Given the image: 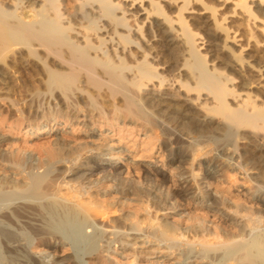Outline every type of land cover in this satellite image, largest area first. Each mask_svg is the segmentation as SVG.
<instances>
[{"label":"bare ground","instance_id":"bare-ground-1","mask_svg":"<svg viewBox=\"0 0 264 264\" xmlns=\"http://www.w3.org/2000/svg\"><path fill=\"white\" fill-rule=\"evenodd\" d=\"M213 1L0 0V264H79L76 211L84 264H256L264 0Z\"/></svg>","mask_w":264,"mask_h":264},{"label":"rangeland","instance_id":"rangeland-1","mask_svg":"<svg viewBox=\"0 0 264 264\" xmlns=\"http://www.w3.org/2000/svg\"><path fill=\"white\" fill-rule=\"evenodd\" d=\"M210 1V3L212 2V4H216V2H214L213 0H209ZM218 5V4H217ZM230 7V4L229 5H227L226 6V9L224 10L225 12H228V8ZM257 16L259 17V19H261V21H264V13H259V12H257ZM263 18V19H262ZM47 129V128H46ZM79 130V129H78ZM102 132H104V129H102L101 130ZM58 132H59V130H58ZM71 133H70V130H66V131H64V130H62L61 132H60V135L61 136H67V135H70ZM51 135H48V133L46 132V130L44 131V135H41V136H39L38 138L37 137H34V136H30V137H28L27 135H26V131L25 130H20V132L18 133V132H15L14 133V135H13V137L14 138H16V139H19V140H21V142H26L27 144H28V146H31V148H35V147H39V146H44V144H48V143H50L51 142V139L52 138H49ZM142 165H144V163L145 162H140ZM126 210L128 211V210H130V211H135V208L133 207V205H129V206H127L126 207ZM79 212V211H78ZM77 211L76 212H74L73 214H74V216H78L77 217V220L76 221H81L80 223L79 222H77V226H75V223H76V221H75V223L73 224L76 228L74 229V226H73V230H74V232H76V240H77V242H78V247L75 249L76 251H75V253H77V252H79V253H77V254H74V255H77L76 257H75V260L79 263H83L84 264V262L86 261L85 260V257L83 258V256L81 255V250H85V249H87L86 247H91V249L94 247V244H93V242H92V237L90 236V235H88V234H84V232H80L81 230H80V226H82V224L81 223H84V224H86V225H95L94 223L93 224H91L92 223V221L90 220L89 221V219H88V217L86 216H84L85 214H83L82 212L80 213H78ZM75 213H76V215H75ZM78 213V214H77ZM79 214H82L81 216L79 215ZM67 215V214H66ZM71 215V217H73V215L72 214H70ZM69 215V213H68V216H70ZM84 216V217H83ZM70 217V218H71ZM75 217V218H76ZM82 218V219H85L86 221L85 222H83V220H81L80 218ZM74 218V217H73ZM140 218H142L141 216H140ZM178 219L179 218H174V219H171L170 221L171 222H173V223H180V219H179V221H178ZM184 222L186 221V220H183ZM79 224H81L80 226H79ZM91 226V227H92ZM78 228V229H77ZM94 228L95 229H98V227H96V226H94ZM92 228H90L89 230H91ZM258 230V231H257ZM79 231V232H78ZM254 231H257V232H254ZM81 234V235H80ZM83 234V235H82ZM262 234H264V226H258V227H256L251 233H250V237L249 238H247V240H248V242H247V244H246V247L243 249V251H242V255L244 254V255H248V254H252V255H254V256H257V257H255V260L254 261H256V262H254V263H258V261H259V264H261V261H262V263L264 264V258H263V256H260V254H258V255H256V253L257 252H255L254 253V250H253V245H250V244H253V242H251V241H255V240H257L259 237L260 238H262V237H264ZM80 235V236H79ZM88 235V236H87ZM261 235V236H260ZM83 236H85V237H83ZM259 236V237H258ZM88 237H89V239H88ZM254 237H255V239H254ZM78 238H81V239H78ZM83 239V240H82ZM88 239V240H87ZM254 239V240H253ZM251 240V241H250ZM88 241V242H87ZM86 242H87V244H86ZM80 243H82V244H80ZM84 243V244H83ZM80 244V245H79ZM91 244V245H90ZM85 246V247H84ZM95 248V247H94ZM79 249H80V251H79ZM93 250H95V249H93ZM253 251V252H252ZM249 252V253H248ZM66 254V253H65ZM64 255V253H63V250H60L59 252H58V256H63ZM259 256L260 257H262V258H259ZM117 259V262H114L113 260H106L105 262H103V263H101V264H130V261L131 260H125V259H121L120 257H116ZM79 263V264H80ZM93 264H96V263H93ZM133 264H150L149 263V261H146L145 259H137V260H135V263H133ZM165 264H171V263H165Z\"/></svg>","mask_w":264,"mask_h":264}]
</instances>
